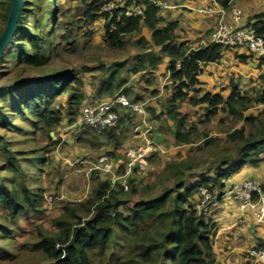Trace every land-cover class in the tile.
<instances>
[{"label": "rangeland", "instance_id": "374dc122", "mask_svg": "<svg viewBox=\"0 0 264 264\" xmlns=\"http://www.w3.org/2000/svg\"><path fill=\"white\" fill-rule=\"evenodd\" d=\"M9 1L0 0V37L7 25ZM232 8L233 5L229 7L230 10ZM23 9L24 24L20 40L9 46L5 59L0 64V106L7 108L5 100L9 96L5 94L4 88L10 87L16 81L35 80L71 71L75 74L77 83H72L69 91L59 96L54 104L61 113L62 121L51 131V138L48 130L33 131L32 121L24 115L15 113L12 116L11 122L18 124V128L10 130L4 127V123L1 124L0 116V165L8 160L2 157L6 156L2 148L8 142L13 151L19 152L17 157L24 164L41 157L43 160L39 171L32 165H27L25 170L29 176L32 172H37L38 183L44 188L45 196L43 210L21 215L15 223L7 220L5 213L0 210V264H52L36 245L40 240L39 234L57 235L60 230L56 221L65 216L66 205L78 206L95 196V190L101 182H112L111 175L95 169L101 156L108 154L117 163L119 159H127V153L133 147H125L126 143L131 139L135 141V145L139 143V136L144 127L143 119L131 111L124 112L119 126L109 130L78 129L76 123L82 114L71 116L73 104L70 96L74 93L83 96V106L86 107L106 99L99 96V85L114 68L123 65L121 78H126L129 86H125L120 92L128 100L145 103L152 138L166 151L149 158V165L145 170L139 167L134 169L128 183L138 191L135 199L157 197L166 188L174 186L177 176H186V180L190 181L197 174L206 176L224 161L233 162L244 158V155L241 157L238 153L244 141L257 137L263 131L264 105L253 103L239 114H230L220 109L213 115L209 114L208 104H196V101L203 97L201 92L185 90L187 98L178 101L176 105L181 115L186 118V129L191 131L193 142L186 145L176 144L173 131L177 129V125L175 126L167 113H164L174 94L175 87L172 82L162 85V88L154 92L130 88L133 84L130 78L132 69L128 67L137 55L146 56L150 47L148 44L143 48L139 44L146 43V38L151 39L147 26L139 33L125 36L122 47H112L107 39L103 19L83 21L86 5L80 0H25ZM199 14L204 15L200 12ZM34 39L41 43L42 56L47 58L41 66L26 64L25 55L35 54L32 43ZM208 40L209 38L195 45H188L187 50L196 49L203 41ZM22 48L25 53L21 55L18 52L17 57L12 59L10 52ZM234 60L229 57L224 64L225 70H217V76L211 72L214 78L203 82L202 94L211 91L227 97L233 90L232 87H235L243 95L252 98L258 96L264 88V75H260L262 71L256 72L252 67L250 70L247 64L239 66ZM161 100L163 113L157 116L151 104ZM112 136L114 138L110 139ZM115 139L119 140L121 145L117 146ZM256 152H248L252 155L254 163L246 164L259 166L264 163V146ZM123 170L119 165L118 174L121 175ZM3 174L11 175L10 172ZM227 182L229 183V180ZM113 188L120 190L114 185ZM131 198V190L126 191L124 199ZM115 246L111 249V253H114L112 258L95 260L94 264H125L133 249L129 237L118 242L116 248Z\"/></svg>", "mask_w": 264, "mask_h": 264}, {"label": "trees", "instance_id": "16d2710c", "mask_svg": "<svg viewBox=\"0 0 264 264\" xmlns=\"http://www.w3.org/2000/svg\"><path fill=\"white\" fill-rule=\"evenodd\" d=\"M80 1L86 5L84 22L101 19L105 21L107 39L112 47H122L125 36L141 32L144 26L149 28L151 42L139 44L143 48L148 44L159 47L161 52L171 59L170 79L175 90L166 113L177 125V142L180 145L192 143L191 131L186 129V118L181 115L176 103L187 98L185 90L201 92L203 82L200 76L203 66L220 62L226 49L221 45L210 44L207 47L187 50L185 44H175L176 24L160 27L161 8L154 6L150 0L134 2L145 6V18L128 16L123 9L110 16L103 12L105 0ZM229 1L223 2L226 9L230 6ZM12 2L13 0L8 2V12L11 11ZM23 14L22 12L17 31L9 46L20 40L24 24ZM252 25L264 36V14L257 16V21ZM32 43L35 54L25 55L26 64L41 66L47 60L42 56L43 47L37 39ZM18 52L22 55L25 53L24 48L10 52L12 59L17 57ZM161 62L162 57L152 58L149 65L140 61L130 72L138 73L148 66L157 67ZM120 66L109 72V76L99 85L98 93L101 98H113L127 84L126 78H121L123 65ZM76 81L77 78L71 71L35 80L16 81L10 87L4 88L9 98L5 100L7 108L0 106L1 124L4 123L8 130L17 129L18 124L11 122V118L18 113L32 121L33 131L48 130L51 138V131L62 121L61 113L54 104ZM70 101L73 104L71 116L83 114L86 108L83 106V96L74 93L70 96ZM200 103L209 105V114H217L220 109L230 114H239L253 103L264 105V88L256 98L243 95L234 87L227 97L208 93L196 101V104ZM124 112L127 113L128 110L119 111L120 121ZM262 130L257 137L245 140L238 150L244 158L233 162L224 161L210 172V176H199V179L192 183L186 182V176H177L172 188H166L154 198L135 199L138 191L130 186L132 198L127 200L124 199L126 190L123 187L122 190H116L111 181L101 182L93 198L78 206L66 205L65 216L56 221L60 232L54 236L40 233V240L36 245L52 264H94L95 260L112 258L113 246H117L118 242L128 236L133 249L125 264H220L213 255L216 225L206 220L207 211L203 212L198 208L203 204L200 191L202 188L209 189L212 195L207 204H210L209 206L221 198L228 187L227 180L246 162L254 163L252 155L248 152L257 153L256 151L264 146V127ZM113 138L114 136L110 137ZM8 143L2 148L6 155L2 157L8 160L0 165V210L5 213L7 220L15 223L19 216L34 214L44 208V188L38 183L37 172H32L29 176L25 170L27 165H32L39 171L43 159L34 158L24 164L17 157L19 152L13 151ZM116 145H121V142L116 140ZM5 172H10L11 175L6 176L7 174H3Z\"/></svg>", "mask_w": 264, "mask_h": 264}, {"label": "crops", "instance_id": "0c3cea01", "mask_svg": "<svg viewBox=\"0 0 264 264\" xmlns=\"http://www.w3.org/2000/svg\"><path fill=\"white\" fill-rule=\"evenodd\" d=\"M165 1L169 3L168 0ZM171 1L172 2H170L169 4H172V8H161L159 10V16L161 17L159 26L166 27L171 23H177L178 25H176L174 31V33L177 35L175 44L183 43L185 44V49H188V45H195V43L201 40L210 38L211 34H209V32L212 29L214 30L217 25L218 17L216 14L203 13L204 15H202L199 14L198 11L209 6L214 8H225L223 2L226 0ZM133 2H135V0H133ZM229 4L230 6L233 5L234 7L242 9L243 25L254 24L257 21V16L264 14V0H230ZM229 7L228 10H230ZM227 17H230L229 13ZM146 41L151 42V39L146 38ZM149 46L150 47L147 50L148 54H146V56L137 55L134 58V61L129 65L128 69H132L135 64L139 63L140 61L144 62V64L146 65H149V61L152 58L162 57L163 62L158 64L157 67L148 66L147 69L142 70L138 73L132 72L130 78L133 84L130 86V88H141L142 90H149V92H154L158 88H162L165 84H168V82H171V59L167 57V55L163 54L159 47H154L152 45ZM236 55H240L238 56L240 58H238ZM229 57H231L233 60L235 59L234 63H238L237 65L246 66L245 64H247L249 66V69L250 67H252L254 68L253 70H256V72L262 71L260 72V75H264V59H261L247 49L238 48L234 50H225L223 58L220 62L204 65L203 73L200 76L201 81L209 82L210 80H212L214 76H212L211 72H213L214 75L217 76V70L224 71V64L227 62ZM128 83L129 81L127 82V84H125V86H127ZM125 86L123 88H125ZM233 88L234 87H232V89ZM126 89L129 90V88ZM120 90L117 93H119L120 95H124L122 92H120ZM125 93H127V91ZM202 93L203 90H201L200 95L203 96L208 93L215 94L211 91L204 92V94ZM108 99L110 98H106L102 102H105ZM162 106V100L152 102L151 104V107H153L154 112L157 116L163 113ZM164 113H166V111H164ZM173 123L176 126L175 122ZM173 133L175 136V142L176 144H178L176 139L177 129H175ZM139 141L141 140L139 139ZM128 143H126L124 146H129L128 148H130L131 146L135 145V141L133 139H131ZM160 148L161 153H166L162 146H160ZM126 160V158L122 160L119 159V162H117V164L119 163L120 168L123 167L124 169L121 175H117L116 184L114 185L117 189H121L123 185L128 182L129 177L134 171V169L131 171H128L126 169ZM127 172H129L128 175ZM210 172L206 176L197 174L192 177L190 181L186 180V182H195L197 179H199V176L204 178L210 176ZM247 179H256L264 184V163L259 166H254L251 163H247L240 170L234 173L228 179L229 183L227 182V185H230L229 189L225 190L223 196L217 199V201L209 206L207 210L206 220L216 225V228L214 230L213 255L216 257L220 264H246L248 252L251 249L264 246V224L257 221V209H243L239 201L236 200L231 193V188L233 186L240 184Z\"/></svg>", "mask_w": 264, "mask_h": 264}, {"label": "built area", "instance_id": "2783aa9c", "mask_svg": "<svg viewBox=\"0 0 264 264\" xmlns=\"http://www.w3.org/2000/svg\"><path fill=\"white\" fill-rule=\"evenodd\" d=\"M158 8H172V4L163 0H150ZM125 10L126 15L135 17H146L145 6L134 3L133 0H106L103 4V12L112 16L117 10ZM200 13L216 14L217 25L212 31L208 41H203L200 47L210 44L223 46L226 50L244 48L264 59V36L260 35L254 25H243V11L234 7L228 10L224 7H205ZM230 14L228 18L227 15ZM198 47V48H200ZM128 110L142 117L143 129L139 136V143L133 146L127 153L126 169L129 171L139 167L145 170L151 156L161 152L158 143L152 138L151 127L147 122V108L145 103L131 102L124 95H116L113 98L94 106H88L76 123L78 129L91 128L95 130L114 129L120 123L121 110ZM141 127H138L140 129ZM95 165V169L109 174L113 177L112 184H116L118 165L113 157L108 154L101 156ZM129 172H127L128 175ZM126 191L130 190V184L123 185ZM231 193L239 201L243 209H257V221L264 224V184L256 179H247L231 189ZM200 195L203 204L198 206L200 210L207 211V205L212 195L207 188H202ZM246 264H264V247L254 248L248 252Z\"/></svg>", "mask_w": 264, "mask_h": 264}, {"label": "water", "instance_id": "95a60500", "mask_svg": "<svg viewBox=\"0 0 264 264\" xmlns=\"http://www.w3.org/2000/svg\"><path fill=\"white\" fill-rule=\"evenodd\" d=\"M25 0H13L6 28L0 37V64L7 54L9 45L17 31L18 22L23 12ZM1 88V87H0ZM54 133L52 132V135Z\"/></svg>", "mask_w": 264, "mask_h": 264}]
</instances>
